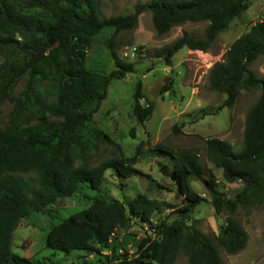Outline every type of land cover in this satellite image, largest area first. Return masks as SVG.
Segmentation results:
<instances>
[{
  "label": "trees",
  "instance_id": "1",
  "mask_svg": "<svg viewBox=\"0 0 264 264\" xmlns=\"http://www.w3.org/2000/svg\"><path fill=\"white\" fill-rule=\"evenodd\" d=\"M250 7L251 0H152L147 5L137 4L133 14L107 18L98 0H0V54L4 57L0 64V103L12 100L17 84L25 78L7 127L0 131V264H48L34 263L12 250L16 229L32 212L46 213L57 200L75 196L82 186L97 190L109 169L121 178L149 177L134 167L139 151L134 157L88 165L103 143L115 144L94 116L112 81L124 79L135 70L134 64L119 57L112 39L106 43L115 69L110 73L88 69L87 49L93 40L108 29L115 33L134 29L146 10L151 11L159 35L169 33L175 25L209 22L203 39L185 34L155 51V58L172 66L173 57L184 48L206 53ZM261 56L264 20L255 22L235 40L223 61L209 72L211 89L226 95L220 110L232 107L243 90L263 91L249 111L240 151L219 138L206 140L208 159L223 171L227 183L242 184L239 193L229 198L221 192L215 176L207 177L198 153L158 145L157 150L172 163V168L160 163V172L185 195L187 204L178 212L181 221L153 224L151 218L161 204L143 194L126 202L94 198L88 208L52 226L47 247L65 254L76 250L94 254L100 252L95 243L110 251V264H174L181 252L187 253L191 264H224L217 245L184 223L183 219L203 201L192 193L189 182L195 178L204 183L219 217L225 212L234 215L240 207L264 204V81L248 69ZM167 80L162 94L172 90V79ZM143 99L140 81L133 115L141 125L154 112V106L144 105ZM134 132L132 129L133 137ZM79 161L83 164L77 166ZM135 223L149 229L135 256L129 257L113 238L117 231L127 232ZM248 240L237 219H224L217 242L226 253L238 254Z\"/></svg>",
  "mask_w": 264,
  "mask_h": 264
},
{
  "label": "rangeland",
  "instance_id": "2",
  "mask_svg": "<svg viewBox=\"0 0 264 264\" xmlns=\"http://www.w3.org/2000/svg\"><path fill=\"white\" fill-rule=\"evenodd\" d=\"M105 17L127 16L135 12L137 4L147 5L152 0H98ZM264 20V0H251V7L236 17L227 31L220 34L206 52L180 50L174 57L172 66L154 57L155 51L173 43L185 34L203 39L209 22H187L175 25L164 35L157 34L152 21L151 11L140 14L137 26L132 30L115 33L108 29L97 36L87 49L86 67L92 71L110 73L115 69L107 41L112 39L119 57L134 64L135 70L124 79L114 80L108 89L107 98L102 102L94 120L98 126L115 141L114 145L103 143L93 152L88 165L98 166L104 161L134 157L138 151L135 168L149 175L119 177L112 169L104 176L102 185L97 189L82 186L70 198L59 199L48 208L46 213L32 212L24 218L13 236L12 250L32 262L48 264H110L111 253L93 244L99 253L90 254L76 250L70 254L51 250L46 245V237L52 226L63 219L88 208L94 198L104 200L130 201L139 194L161 204L158 212L151 218L153 224L161 221L172 224L181 221L178 213L187 203L185 195L159 170V164L172 168L170 159L157 150L158 145L174 150H191L198 153L207 168V177L214 175L221 192L233 198L243 186L229 184L223 171L216 168L208 159L205 146L209 138H219L230 143L236 151L244 144V131L251 108L261 97L262 90H243L232 107L219 108L226 95L211 89L209 72L224 59L230 46L245 34L258 21ZM0 54V64L3 62ZM248 69L264 81V56L248 66ZM172 79V90L161 93V89ZM143 84L144 105L154 106L152 117L141 125L134 115V94L138 82ZM25 78L17 84L12 100L0 103V131L5 130L9 116L23 90ZM135 130L134 137L131 136ZM78 162L77 166L82 165ZM192 193L203 201L194 207L188 218L183 219L187 227H196L209 237L218 247L224 264H264V204L262 206L240 207L237 212L217 216L212 205V197L204 183L190 179ZM232 216L237 219L248 233L246 248L238 254L226 253L217 242L224 219ZM148 228V226H146ZM133 224L129 231H117L113 238L120 247L128 251L129 257L135 256L138 244L146 238V230ZM149 229V228H148ZM153 232V229L151 230ZM154 233V232H153ZM174 264H191L189 256L181 252Z\"/></svg>",
  "mask_w": 264,
  "mask_h": 264
},
{
  "label": "built area",
  "instance_id": "3",
  "mask_svg": "<svg viewBox=\"0 0 264 264\" xmlns=\"http://www.w3.org/2000/svg\"><path fill=\"white\" fill-rule=\"evenodd\" d=\"M145 229L148 230V228L146 226H145ZM153 232H154V229H153ZM121 233L123 234L124 232L121 231ZM153 236H155V232L153 233Z\"/></svg>",
  "mask_w": 264,
  "mask_h": 264
}]
</instances>
